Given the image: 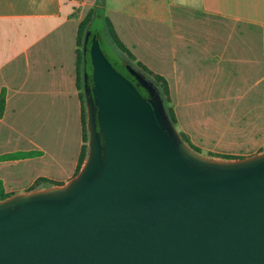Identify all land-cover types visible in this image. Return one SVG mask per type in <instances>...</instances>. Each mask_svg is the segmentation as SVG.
I'll return each mask as SVG.
<instances>
[{
	"label": "water",
	"instance_id": "1",
	"mask_svg": "<svg viewBox=\"0 0 264 264\" xmlns=\"http://www.w3.org/2000/svg\"><path fill=\"white\" fill-rule=\"evenodd\" d=\"M89 56L87 159L65 186L0 202V264H264V155L202 159L95 35Z\"/></svg>",
	"mask_w": 264,
	"mask_h": 264
},
{
	"label": "crops",
	"instance_id": "2",
	"mask_svg": "<svg viewBox=\"0 0 264 264\" xmlns=\"http://www.w3.org/2000/svg\"><path fill=\"white\" fill-rule=\"evenodd\" d=\"M96 1L0 0V156L31 154L0 161L6 193L75 177L83 146L77 31ZM104 8L136 62L167 80L172 105L193 108L196 134L236 122L246 154L264 148V0H104ZM232 101L243 109L228 114Z\"/></svg>",
	"mask_w": 264,
	"mask_h": 264
},
{
	"label": "trees",
	"instance_id": "3",
	"mask_svg": "<svg viewBox=\"0 0 264 264\" xmlns=\"http://www.w3.org/2000/svg\"><path fill=\"white\" fill-rule=\"evenodd\" d=\"M101 5V3H98V1L95 3V6L86 14V16L83 18V20L80 22L78 31H77V61H76V67H77V87L79 90L81 88H85L88 91V94H83L81 92L80 98H81V126H82V133H83V146L80 151L75 176L78 175L80 172L82 166L84 165L87 156H88V140H89V132L87 135L86 132V124H87V106H85V101L83 100V96L86 95V98L88 97L91 100H94V94L92 92L93 88V82H92V67L90 62V56H89V47L91 44L92 36H96V39L99 41L100 47H101V40L105 33H107L111 38V43L116 47L118 53H114L113 57L108 58L106 55V58L109 60V62L113 65V67L124 77H126L129 81H131L136 87L139 93L144 97L147 98V92L143 87H141L138 82L133 78V76L128 72L127 65L124 63V61L121 58V55L126 56L131 62H134L135 65L141 70L142 73H144L146 76L150 77L155 85H157L163 95L168 98L167 101H169V88L168 83L165 78L162 76L155 74L151 70H149L146 66L141 64L140 62H136L135 58L131 54L130 50L124 46V44L119 40L111 22L107 18H103L101 15V10L98 7ZM96 21L102 22L101 28H94L92 31L89 29L91 25H93ZM88 31H91V34L89 36L88 42L85 44V36ZM109 41V40H108ZM80 47H82L80 49ZM102 49V47H101ZM112 49V48H111ZM103 51V50H102ZM5 105V99L4 95H0V116H2L3 110ZM96 108V106H95ZM170 121L172 124L176 123L174 113L171 108H168L167 110ZM180 140L186 144L189 148V150L195 151L189 144L187 138H185L182 134L178 135ZM31 154H13V155H4L0 156V161L2 160H9L14 159L17 157H25ZM243 160V159H240ZM225 161H235L230 158H225ZM46 184L47 188H51V183L47 180L40 178L38 179L30 188L29 192H35L40 189V187H43V185ZM14 194L6 193L3 188V184L0 181V202L6 201L7 199H10L14 197Z\"/></svg>",
	"mask_w": 264,
	"mask_h": 264
},
{
	"label": "rangeland",
	"instance_id": "4",
	"mask_svg": "<svg viewBox=\"0 0 264 264\" xmlns=\"http://www.w3.org/2000/svg\"><path fill=\"white\" fill-rule=\"evenodd\" d=\"M97 1H98V3H101V5H99L98 7L101 10L102 17L107 18L110 21L109 16L106 12V8H104V0H97ZM112 26H113V24H112ZM101 27H102V22L96 21L93 25L90 26L89 29L92 31L94 28H101ZM113 28H114V26H113ZM114 30H115V28H114ZM91 31H88L86 33V35H88V39H89V36L91 34ZM118 38H119V36H118ZM110 40H111V38L107 33H105L103 35L102 40H101V47H102L103 53L108 58L113 57V55H114L113 51L120 55V53L118 52L116 47L111 43ZM81 48L82 47H80V49ZM121 58L124 61V63L127 65V68L131 69L136 74H138L148 84V86L153 90L154 96H157V99H156L157 102L161 103V105L163 107V113H164V117H165L166 122L173 128V131L175 132V134L177 136L179 134H182L185 138H187L190 146L195 150V151H193V150H190V151L192 153H194L195 155H197V156H199L202 159H205L207 161L223 163V162H225V158H230V159L237 161L240 159L253 158V157L258 156V154L264 153V148L259 150V151H256L255 153L246 154L244 152L245 151L244 146H242V144H244V142H243V139L240 138L242 135L241 130H242V127L244 126V124L232 122V124H230L231 129H229V130H227V128L225 127V128H219V130H217V131H211L210 133L204 132L201 135L196 134V132L194 131L193 126L191 124V121L189 120V119L193 120V118H194L193 108L191 106H187L185 108L174 107L172 105L173 102H172V99L170 96V91H169V96H168L169 101H167L168 98H166L163 95L161 89L157 85H155V83L153 82V80L150 77H148L144 73H142L141 70L135 65L134 62H131L126 56H123V55H121ZM234 78L237 79L236 84L238 87H240L239 75L235 76ZM85 90H86L85 88H81V92L83 94H85V92H86ZM84 98H85V96H83V100L85 101ZM239 104L241 105V102L232 101L231 105L229 107L224 108V109H225V111H228V114H230L231 112H235V111L239 112L242 108V106H240ZM85 106H86V102H85ZM168 108L172 109L174 116H175V111H177V113L179 115L178 116L179 121L175 117V120H176L175 124H172L170 121V118H169V115L167 112ZM215 109L216 108H214V107L206 108L207 111L208 110L213 111ZM231 114H233V113H231ZM20 125H21L20 128L24 129V122H22ZM3 132L7 133V130L6 131L3 130ZM86 132L88 135L87 125H86ZM192 135L200 138L201 139L200 142L196 141V144H193L190 140V137ZM87 145H88V143H87ZM184 145L188 148V146L186 144H184ZM248 147H249V145H248ZM9 149H10V147H9ZM38 191H44V190H38ZM30 193H32V192H29V190H26V192L24 194H22V196L30 194ZM15 196H18V195H15Z\"/></svg>",
	"mask_w": 264,
	"mask_h": 264
},
{
	"label": "flooded vegetation",
	"instance_id": "5",
	"mask_svg": "<svg viewBox=\"0 0 264 264\" xmlns=\"http://www.w3.org/2000/svg\"><path fill=\"white\" fill-rule=\"evenodd\" d=\"M146 97H148V94H147V96Z\"/></svg>",
	"mask_w": 264,
	"mask_h": 264
}]
</instances>
